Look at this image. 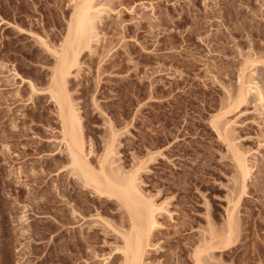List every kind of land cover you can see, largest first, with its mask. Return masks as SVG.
Returning <instances> with one entry per match:
<instances>
[{"label":"rangeland","instance_id":"1","mask_svg":"<svg viewBox=\"0 0 264 264\" xmlns=\"http://www.w3.org/2000/svg\"><path fill=\"white\" fill-rule=\"evenodd\" d=\"M97 3L99 44L67 88L92 166L112 147L164 209L144 264H264V100L236 98L251 73L264 95V0ZM73 5L0 0V264L124 261L128 211L74 174L47 91Z\"/></svg>","mask_w":264,"mask_h":264},{"label":"bare ground","instance_id":"2","mask_svg":"<svg viewBox=\"0 0 264 264\" xmlns=\"http://www.w3.org/2000/svg\"><path fill=\"white\" fill-rule=\"evenodd\" d=\"M73 2L74 5L68 22L65 40L57 49L52 50L56 63L55 68H53L54 71L52 70L53 76L47 91L59 110L62 123L61 140L70 158L74 174L76 173L86 185L94 188L100 195L120 201L128 211L130 217L129 227L119 233L122 240L119 251L123 254V264H144L147 251L152 248V236L160 226L158 216L162 214L164 209L160 208L161 206L158 207L142 191L139 185L138 169L136 170L137 172L135 171L136 173L128 174L120 169L119 171L113 168L115 161L113 160L114 162H112V157L115 154L112 147H110L107 157L104 160L102 159L103 161L100 168L97 167L98 169L92 166L88 155L85 153L80 111L68 91L67 79L72 74V69L79 67L82 53L88 52L90 54L94 52L93 50L96 49L94 46L99 44L97 25L103 20L106 7L105 5H99L97 0H73ZM248 64L253 66L254 61ZM248 75H244L240 80L241 89L239 90V96L237 95L236 98L246 99V97L248 98L255 92L262 103L264 100L262 90L252 78V73ZM221 115L223 116V114ZM219 120L218 117L217 123H220ZM223 123L225 130L230 131L233 121L227 120V122ZM234 158L236 167L241 174L242 183H240L245 190L247 181L253 172L252 164L240 152H236ZM236 206L237 204L234 205V207ZM230 225L229 235L223 239L221 238L220 242V244H225L226 247L231 244V235L234 231H232L233 223ZM203 254L204 252H199L200 257Z\"/></svg>","mask_w":264,"mask_h":264}]
</instances>
